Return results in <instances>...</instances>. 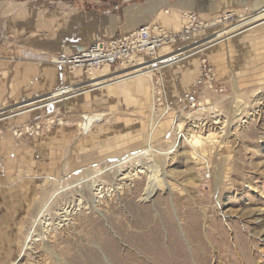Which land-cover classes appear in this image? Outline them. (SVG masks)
Here are the masks:
<instances>
[{
    "label": "rangeland",
    "instance_id": "1",
    "mask_svg": "<svg viewBox=\"0 0 264 264\" xmlns=\"http://www.w3.org/2000/svg\"><path fill=\"white\" fill-rule=\"evenodd\" d=\"M30 1L50 8L64 4L121 19L130 6L147 10L156 3ZM237 13L235 33L259 26L244 34L249 39H241L235 54L231 49L217 62L209 61L225 92L219 95L205 87L200 64L207 57L197 54L189 73L201 78L194 88L200 102L187 109L171 104L170 113L158 126L153 112L156 72L135 76L147 91L139 108L125 104L119 95H109L118 86L113 81L123 78L114 76L124 74V68L96 75L109 74L105 81L112 85L59 102L69 110L56 103L43 107L39 116L17 118L9 115L33 107L0 110L4 112L1 121L10 119L0 123V264H264V8L251 15ZM222 27L204 29L191 38L199 41L193 44L222 32L217 41L223 40L231 32ZM192 46L179 45L181 51L174 48L162 54L161 50L159 55L180 54ZM175 59L160 67L165 88V73ZM72 72L82 75L68 87L89 84L82 72ZM91 115L103 119L95 125V135H82L80 125ZM49 118L55 122L50 127L46 126ZM40 123V133L14 135L16 128ZM179 123L183 130L177 134ZM192 136L207 142L196 153L198 160L186 140ZM137 151H144L142 163L160 172L153 176L135 173L137 160H130L124 169L130 178L118 180L119 159ZM94 181L103 195L96 203ZM58 188L65 192L49 209L51 218L65 205L71 211L70 220L49 226L47 239L26 248L31 232L44 230L37 222Z\"/></svg>",
    "mask_w": 264,
    "mask_h": 264
},
{
    "label": "crops",
    "instance_id": "2",
    "mask_svg": "<svg viewBox=\"0 0 264 264\" xmlns=\"http://www.w3.org/2000/svg\"><path fill=\"white\" fill-rule=\"evenodd\" d=\"M155 1V6L146 8L147 10L144 6H130L125 10L121 19L116 15L105 16L85 12L74 7L68 8L64 4L50 8L46 5L35 4L30 0H0V110L5 106H17L15 109L32 106L33 108L20 111H26L24 114L18 115L20 113L18 112L9 116H14V118L32 114L39 116V111L44 109L41 108L42 105L59 99L67 100L69 96H80L85 92L101 90L100 87L110 86L114 82L118 83V86L115 88L116 90L109 91V95H119L125 104H136L139 108V104L142 103L143 97H146L147 91L137 77L119 78L110 84L105 81L109 76L107 74L104 77L96 76L93 81H90L87 85H92L91 88H86V83H83L86 86L82 88H77L76 85L68 87L69 83L74 84L76 80L80 79L82 74L69 72L66 68L53 64L51 59L72 56L98 40L119 37L148 24L156 23L170 33H178L184 25L182 14L187 11L212 20L228 12L238 14L239 11L244 14H250V12L256 14V11L264 8V0ZM235 26V23H229L222 28L229 32H236L233 30ZM258 26H253L248 30L241 29L242 31H237L236 35L233 34L220 40L221 42H217V38L223 36L224 32L216 34L212 38H205L204 41H201L202 43L208 40L210 42L208 41L209 43L204 45L202 49H196L197 45L194 44L199 41L196 42L195 39H191L194 38L193 36H189L183 43L180 42L181 44L178 43L182 48L192 45L194 46L191 48H194L180 54L177 53L176 59L171 62L168 66L170 68L165 73V90L171 104H176L177 109H187L195 101L200 102L194 88L197 87L198 82H201V78L200 76L199 78L191 76L192 74L189 73L190 66L192 67L197 63L196 58L183 59V57L192 52H197L198 55L202 53V56H206L208 61L217 62L218 57H222L224 52L227 53L232 49L233 54H235L236 46H239L242 40L249 39L244 34ZM204 34L205 32L202 33V35ZM232 39L235 40L229 42ZM222 43L225 45L222 46ZM178 44L168 46L162 50V54L174 52V48H181ZM212 44L214 45L210 46ZM22 50L35 52L40 61L16 60ZM177 50L181 51V49ZM112 69L114 68L105 67L99 73H108ZM65 89L64 96L61 91ZM50 96L51 101L43 103ZM36 104L41 105L35 106ZM62 104L66 105L65 103L58 105L62 106ZM66 107L69 110L67 105ZM9 111L11 110L9 109ZM3 113H0V117ZM3 119L4 117L0 118V120ZM10 141L7 140L6 143L9 144ZM2 143L0 141V154L3 153Z\"/></svg>",
    "mask_w": 264,
    "mask_h": 264
},
{
    "label": "built area",
    "instance_id": "3",
    "mask_svg": "<svg viewBox=\"0 0 264 264\" xmlns=\"http://www.w3.org/2000/svg\"><path fill=\"white\" fill-rule=\"evenodd\" d=\"M240 18L243 20L245 19L244 16ZM182 19L184 25L178 33H170L156 23L148 24L119 37L98 40L92 43L88 48L72 56L56 57L51 59V62L69 71H80L89 81H93L96 75L105 67L115 69L124 68L127 70L124 74L114 76V78L123 76V79L126 77L131 78L143 75L145 72L148 74L156 72L154 98L155 104L159 105L160 108H156L155 105L153 112L157 116L155 117V123L157 125L170 113L172 106L166 95L164 79L161 76L160 67L175 59L177 55L173 54L167 57H161L159 55L160 51L165 47L184 41L189 36H196L204 29L218 26L222 27L228 23L237 22V16L233 12L223 14L212 20H204L199 14L187 11L182 14ZM233 34H235V31L226 33L227 37ZM203 44L205 43L198 44L197 47H202L204 46ZM16 60L40 61L38 55L31 50H22ZM200 71L205 87L208 90L219 95L225 92V89L217 84V74L207 58L201 59ZM65 91L66 89L62 90L61 93L65 94ZM195 106L196 103L191 104V108ZM53 121V118H49V120L46 121V126L50 127L51 124L55 123ZM58 121L61 120L58 119ZM41 125L42 123L26 124L21 128L14 129V135L21 137L29 133H40Z\"/></svg>",
    "mask_w": 264,
    "mask_h": 264
},
{
    "label": "bare ground",
    "instance_id": "4",
    "mask_svg": "<svg viewBox=\"0 0 264 264\" xmlns=\"http://www.w3.org/2000/svg\"><path fill=\"white\" fill-rule=\"evenodd\" d=\"M261 22V21H260ZM264 24V23H263ZM250 28H253V26H251V27H249V28H247L246 30H248V29H250ZM245 30V31H246ZM244 31V32H245ZM237 34V33H236ZM235 34V35H236ZM234 35V36H235ZM217 42H221L220 40L219 41H217ZM216 42V43H217ZM215 44V43H214ZM214 44H212V45H210V46H213ZM209 46V47H210ZM208 47V48H209ZM195 55H197V52H192V53H190V54H188L187 56H185V57H183V59H191V58H193ZM182 58H181V60H183ZM178 61H180V60H178ZM145 74H147L148 75V73H143V76H145ZM140 76H142V75H140ZM115 83V82H114ZM110 84H112V83H110ZM96 88H99V87H96ZM95 88V89H96ZM102 88H104V87H100V89H102ZM86 93V92H85ZM80 95V94H79ZM78 95H75V96H69V97H67V100H70V99H73V98H75V97H77ZM56 100V99H55ZM64 100V99H63ZM63 100H57V101H54V102H51V103H49V104H45V105H42L41 106V108H43V107H47V106H50V105H53V104H56V103H59V102H61V101H63ZM49 102V101H48ZM217 109V108H216ZM24 113H26V111H23V112H20V113H18V115H21V114H24ZM219 113V112H218ZM11 117V116H10ZM14 117V116H13ZM103 116L102 115H91V116H85L84 117V121L82 122V124L80 125V127H81V129H82V135H91V134H93L94 133V128H95V125L97 124V123H99L103 118H102ZM216 118V117H215ZM218 119V118H217ZM221 119V118H220ZM219 120V119H218ZM1 121V120H0ZM217 122V121H216ZM220 121H218L217 123H219ZM248 122V120H245L244 121V124H246ZM62 125V124H61ZM157 126H158V124H157ZM245 126V125H244ZM176 130H177V134H180L181 132H182V125L179 123L178 125H177V127H176ZM93 135H95V134H93ZM88 136V137H89ZM186 140H187V142H188V144L194 149V153H193V157L195 158V159H199V156L196 154V153H199L198 152V150L199 149H201L202 150V148L203 147H205V145L207 144V142H204L202 139H201V137H194V136H192V137H186ZM207 140V139H206ZM211 142H213V140L212 141H208V143H211ZM146 151V150H145ZM149 151V150H148ZM144 154V151H137V152H135L133 155H129V156H126L125 158H123V159H119L121 162H119L118 164V167H117V169H116V171H117V173H118V180H124V179H128V178H130V176H129V174H126L125 172V168H126V166L129 164L128 162L131 160V161H135V160H137L136 162V164H137V170L135 171V173H144V172H148L149 174H150V176H153V175H155V174H158L159 172H160V169H157L154 165L152 166V167H149V165H145L144 163H142L141 161H140V159L142 158V155ZM203 154V153H202ZM127 164V165H126ZM126 165V166H125ZM239 186V185H238ZM66 187H68L67 185H66ZM101 186H100V184L98 183V182H96V181H94L93 182V189H92V191L94 192V195H95V200H94V202L93 203H96L97 202V200L99 199V198H101L103 195H102V189L100 188ZM79 188L80 189H82V186L81 185H79ZM62 192H65L64 190H62L61 188H58V190H56L55 192H53L51 195H50V197L47 199V201H46V205H48L49 207L48 208H45L44 210H43V214L40 216V218H39V221L37 222V224H38V226H40V228H43L44 230H42V232L41 233H38V231L37 230H33L32 232H31V240L30 241H28V245H27V247L26 248H29V246H31L33 243H36V242H41V241H43V240H45V239H47V234H48V232H50V231H47V229L46 228H48L49 226H51V225H56L57 227L58 226H61L63 223H65V222H67V221H69L70 219H69V217H70V213H71V211L69 210V207H66L65 205H63V206H61L58 210H56V212L54 213V215L56 216V218L55 219H52L51 218V216H53L52 214H51V211L52 210H49V209H51V207L53 206V202L55 201V199H57V197L62 193ZM58 193V194H57ZM164 197V196H163ZM79 200V199H78ZM81 201V200H80ZM81 203V202H80ZM97 205H99V204H97ZM96 205V206H97ZM141 205V204H140ZM79 207H80V205H78ZM74 208V207H73ZM78 211V210H77ZM144 212V211H143ZM201 220V219H200ZM37 221V220H36ZM54 223H56V224H54ZM157 223V222H156ZM64 226V225H63ZM56 228V227H55ZM54 228V229H55ZM49 229H51L50 227H49ZM151 230V229H150ZM161 233V232H160ZM223 233V232H222ZM49 238V237H48ZM237 242V241H236ZM145 244V243H144ZM183 248V247H182ZM144 249V248H143ZM169 250V249H168Z\"/></svg>",
    "mask_w": 264,
    "mask_h": 264
}]
</instances>
